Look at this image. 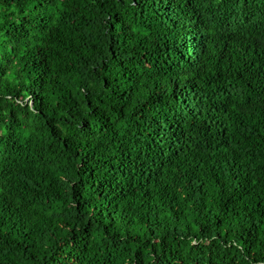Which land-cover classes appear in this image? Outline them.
<instances>
[{
    "label": "trees",
    "instance_id": "obj_1",
    "mask_svg": "<svg viewBox=\"0 0 264 264\" xmlns=\"http://www.w3.org/2000/svg\"><path fill=\"white\" fill-rule=\"evenodd\" d=\"M0 264H264V0H0Z\"/></svg>",
    "mask_w": 264,
    "mask_h": 264
}]
</instances>
